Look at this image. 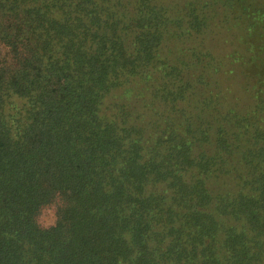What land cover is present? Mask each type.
I'll list each match as a JSON object with an SVG mask.
<instances>
[{"label": "trees", "instance_id": "16d2710c", "mask_svg": "<svg viewBox=\"0 0 264 264\" xmlns=\"http://www.w3.org/2000/svg\"><path fill=\"white\" fill-rule=\"evenodd\" d=\"M219 8L246 59L209 51ZM250 37L264 0H0V264H264ZM226 59L254 77L241 111Z\"/></svg>", "mask_w": 264, "mask_h": 264}, {"label": "rangeland", "instance_id": "374dc122", "mask_svg": "<svg viewBox=\"0 0 264 264\" xmlns=\"http://www.w3.org/2000/svg\"><path fill=\"white\" fill-rule=\"evenodd\" d=\"M176 2H182L183 0H174ZM219 11V12H218ZM215 10V13L212 14V17L209 21V26L205 31V38L207 47L211 52L212 56H219L218 59L221 60L223 56H233L236 58H241L242 60L246 59L247 54L244 49L245 38L242 37L244 34L243 31L237 28L233 22L226 20L224 25V19H222L221 9ZM249 45L255 46V51L253 54L261 55V52L264 51V43L256 41L254 37H250L248 40ZM257 51V52H256ZM235 53L238 54V57L235 56ZM258 53V54H257ZM252 54V55H253ZM228 62H223V73L215 75V79L219 81L220 89L227 90L222 98L224 101H221L228 105H233L237 110H244L248 105L252 104V99L249 96L247 90L254 83V77L243 69L244 65L241 66V61L239 60L234 62L231 59ZM263 61V60H262ZM251 70L258 66L257 73L264 71V66L257 61L256 63L250 62ZM246 66V65H245ZM216 92V91H215ZM55 205H50L44 208L41 214L38 217V223L42 227H48L53 224Z\"/></svg>", "mask_w": 264, "mask_h": 264}]
</instances>
